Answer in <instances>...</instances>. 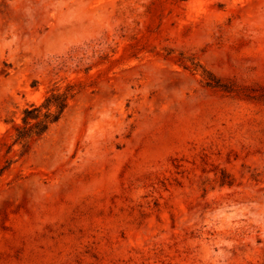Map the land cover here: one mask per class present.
Here are the masks:
<instances>
[{
    "label": "rangeland",
    "instance_id": "1",
    "mask_svg": "<svg viewBox=\"0 0 264 264\" xmlns=\"http://www.w3.org/2000/svg\"><path fill=\"white\" fill-rule=\"evenodd\" d=\"M263 95L264 0H0V264H264Z\"/></svg>",
    "mask_w": 264,
    "mask_h": 264
},
{
    "label": "trees",
    "instance_id": "2",
    "mask_svg": "<svg viewBox=\"0 0 264 264\" xmlns=\"http://www.w3.org/2000/svg\"><path fill=\"white\" fill-rule=\"evenodd\" d=\"M195 70L197 69L194 68ZM206 84L225 91L231 88L210 70L202 68ZM84 84L81 81L69 80L64 84L56 81L41 101L32 102L24 107L21 122L14 125L13 143L28 149L31 144L42 138L52 126L65 115L72 100L81 92ZM264 97V95H263ZM231 184V180H222L221 184Z\"/></svg>",
    "mask_w": 264,
    "mask_h": 264
}]
</instances>
